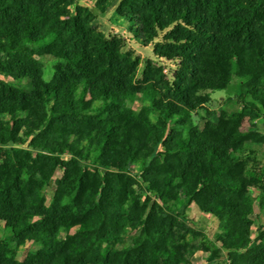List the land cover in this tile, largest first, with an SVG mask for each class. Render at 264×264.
<instances>
[{
  "label": "trees",
  "instance_id": "16d2710c",
  "mask_svg": "<svg viewBox=\"0 0 264 264\" xmlns=\"http://www.w3.org/2000/svg\"><path fill=\"white\" fill-rule=\"evenodd\" d=\"M115 3L154 59L93 26ZM263 156L264 0H0V264H264Z\"/></svg>",
  "mask_w": 264,
  "mask_h": 264
},
{
  "label": "rangeland",
  "instance_id": "374dc122",
  "mask_svg": "<svg viewBox=\"0 0 264 264\" xmlns=\"http://www.w3.org/2000/svg\"><path fill=\"white\" fill-rule=\"evenodd\" d=\"M86 7L93 9L94 1L88 3H82ZM116 3L107 10L104 14L97 13V17L93 22V26L99 31L103 32L107 37H119L124 42V51L131 52L133 55L139 57L140 59H154L152 54V47H145L141 44L138 28L135 25H131L127 20L118 17L115 13ZM44 64L43 80L49 82L52 76V61L47 57L42 58ZM165 67L168 74L175 68V63L162 62L160 63ZM238 80L235 78L233 85L229 86L225 91L214 92L210 94V101L200 107L194 114L195 123L200 129L203 128L205 124V119L214 118L220 110H227L229 112H236L240 109L236 102L235 96L237 93ZM235 84V85H234ZM261 128L262 122L258 121ZM255 150H259L260 147L257 145L252 146ZM262 163H264V156L262 158ZM61 172H57L54 179L59 177ZM251 195L255 197L254 213L251 216L255 226L264 224V210L260 211L258 208V199L256 197L257 193L255 190L250 191ZM45 195L47 200H50L52 196V191L50 188L45 190ZM188 223L193 228L200 230L206 234L212 235L215 232L218 221L215 218L202 215L198 212L195 207H190L188 210ZM130 235L127 237V242L130 240ZM60 238H63V234H60ZM34 248L30 243H27L24 247L19 250L17 260H22L24 253L27 250ZM206 254L197 253L192 260V264H208L206 263ZM226 259L223 258L220 261H216L213 264H226Z\"/></svg>",
  "mask_w": 264,
  "mask_h": 264
}]
</instances>
